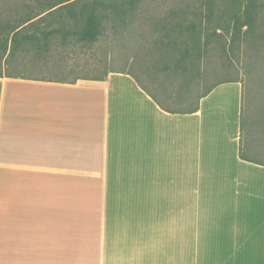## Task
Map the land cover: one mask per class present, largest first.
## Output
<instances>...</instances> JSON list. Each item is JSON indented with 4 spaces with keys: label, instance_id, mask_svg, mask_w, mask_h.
<instances>
[{
    "label": "crops",
    "instance_id": "1",
    "mask_svg": "<svg viewBox=\"0 0 264 264\" xmlns=\"http://www.w3.org/2000/svg\"><path fill=\"white\" fill-rule=\"evenodd\" d=\"M211 86L197 111L171 113L129 69L0 70V264H76V250L104 264L121 218L165 195L190 210L183 264H264V164L240 156L244 86Z\"/></svg>",
    "mask_w": 264,
    "mask_h": 264
},
{
    "label": "rangeland",
    "instance_id": "2",
    "mask_svg": "<svg viewBox=\"0 0 264 264\" xmlns=\"http://www.w3.org/2000/svg\"><path fill=\"white\" fill-rule=\"evenodd\" d=\"M176 2L141 0L133 13H128L123 20H106L97 41L81 43L74 36L67 35L66 42L61 38L55 41L43 56L37 54L33 47L18 53L1 72L6 75L74 80L78 77H99L111 69H129L165 104L172 108H183L188 100H183L179 90L188 81L159 70L155 66L157 53L152 50L154 40L160 35L158 28H155V18L164 15ZM35 5V0H0V18L6 17L16 22L34 13ZM55 13L48 14L44 20L47 28L57 27L60 22L64 23L66 31L75 28V21L66 15L60 21ZM258 22L257 30L251 37L236 42L239 49L237 45H229L231 36L226 32V50L219 44L211 43L204 59L203 75L197 77L189 104H193L198 94L218 79L241 80L251 129L245 140L247 152L252 158L264 160V15L263 20L260 18Z\"/></svg>",
    "mask_w": 264,
    "mask_h": 264
},
{
    "label": "trees",
    "instance_id": "3",
    "mask_svg": "<svg viewBox=\"0 0 264 264\" xmlns=\"http://www.w3.org/2000/svg\"><path fill=\"white\" fill-rule=\"evenodd\" d=\"M35 1V12L26 18H20L16 22L9 21L6 17L0 18V70L7 66L18 53L28 51L31 47L36 49L37 54L43 56L55 41L61 38L63 42H66L67 35L74 36L77 42L93 43L102 34L106 20H123L128 13H133L134 7L141 0ZM48 10L50 11L44 14ZM54 11L60 21L65 18V15L75 21V28L66 31L62 22L57 27L47 28L44 20ZM263 15L264 0H177L174 7L164 15L155 18V28H158L160 35L154 40L152 50L157 53L155 66L159 70L188 81L179 90L183 100H188V104H184L183 108H172L148 88L146 90L168 112L197 111L200 98L213 88L211 86L200 92L195 102L189 104L194 84L198 81L197 77L203 75L204 59L211 43L219 44L226 50V32L231 36L229 45L232 47L237 45L239 49L240 46L236 42L242 38L251 37L257 30L260 18L263 20ZM7 76L20 75L7 74ZM230 79L233 78L227 80ZM244 111V115L242 112V128L250 122L245 104V91ZM246 147V142L244 141L243 144L242 140L240 156L243 159L264 164V160L250 157Z\"/></svg>",
    "mask_w": 264,
    "mask_h": 264
},
{
    "label": "clouds",
    "instance_id": "4",
    "mask_svg": "<svg viewBox=\"0 0 264 264\" xmlns=\"http://www.w3.org/2000/svg\"><path fill=\"white\" fill-rule=\"evenodd\" d=\"M191 215L184 200L165 195L154 210L125 215L106 236L104 264H183ZM76 264H99V253L76 250Z\"/></svg>",
    "mask_w": 264,
    "mask_h": 264
}]
</instances>
